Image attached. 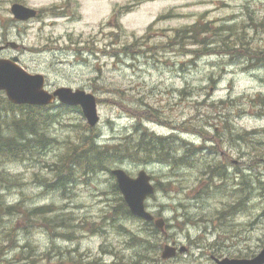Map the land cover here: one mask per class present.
I'll use <instances>...</instances> for the list:
<instances>
[{"label": "rangeland", "instance_id": "1", "mask_svg": "<svg viewBox=\"0 0 264 264\" xmlns=\"http://www.w3.org/2000/svg\"><path fill=\"white\" fill-rule=\"evenodd\" d=\"M25 1L40 16L18 25L12 38L23 47L9 54L29 72L42 73L50 92L67 86L94 94L96 143H123L137 123L156 135L174 133L196 152L191 164L176 169L130 159L115 163L112 168L131 176L145 169L162 184L146 204L168 226L166 236L134 218L119 219L124 227L118 228L105 214L117 198L110 172L85 175L65 194L49 189V166L64 144L90 132L79 107L53 103L46 129L55 144L24 159L0 154V179L14 182L0 181V198L20 203L21 210L47 205L53 210L48 217L62 212L66 222L85 221V227L67 240L29 223L21 226L19 212L0 213V264H128L126 258L160 256L172 242L188 246L189 256L256 254L264 245V62L241 51L264 48V0ZM195 22L222 28L211 35L212 54L195 44L182 49L162 43ZM0 98L8 107L4 91ZM3 114L12 119L8 108ZM6 128L0 124V132ZM209 167L227 175L205 173ZM203 190L207 194L196 199Z\"/></svg>", "mask_w": 264, "mask_h": 264}, {"label": "trees", "instance_id": "2", "mask_svg": "<svg viewBox=\"0 0 264 264\" xmlns=\"http://www.w3.org/2000/svg\"><path fill=\"white\" fill-rule=\"evenodd\" d=\"M209 23L210 22H195L191 26L177 30L169 41L162 43L166 45H169L170 43H177L182 49H187L184 45L185 43L191 45L195 44L203 47L204 50L202 48L199 50L203 54H212L214 49L208 48V45L213 43L211 41V35L213 34L212 36H216V34L220 33L222 28H218V30L214 31L209 26ZM218 42L220 43L219 45L223 50L227 52L230 51L223 48L227 43L225 40H219ZM246 49V47H243L241 53L248 57L249 60L256 61L258 64L264 62V48L261 47L257 50H253L254 52L252 50L249 52ZM116 50L117 49H115L114 54L117 53ZM0 106V124L8 125V128L0 132V154L8 156L10 159H24L25 155L27 156L28 153L32 152L36 148L45 147L46 149L50 142L53 145L55 144L56 140L49 136L46 129V123L52 118V114H50L49 109L54 108V105L16 106L15 108H17L19 111L15 113L13 112L12 104L8 102V107H6L3 105V101L0 98ZM7 108L8 110H11L12 119L3 114L6 112ZM65 108L74 109L75 107L65 106ZM44 123L45 128L43 125ZM85 127L90 132H87V134H82L78 138L77 142H66L64 144L65 150L61 155H59L60 158L57 163L55 165L49 166L53 171L54 178V182L50 185L49 189L59 190L62 194H65L67 191H69V188L72 186V184L78 179L84 178L85 175L96 174L97 172L101 171L111 172V169L115 163H119L123 159H130L133 162L138 161L141 163H165L168 164L171 169H176L182 165L191 164V155L193 152H196L195 149H192L190 144L181 140V138H179L174 133H171L168 136L156 135L153 132H147L145 127L137 123L134 126L132 131L133 133H130L128 137L125 138L123 143H114L112 145H101L96 143L94 141V137L96 135L93 129L94 127L86 125ZM194 127L199 131H202L200 130L199 125L196 124ZM10 128H13V131H9ZM238 137L242 138V136ZM175 146L182 148L183 150L182 154L179 156H177L179 149L177 150ZM200 148H205L204 144H201ZM205 171V173L210 172L212 176L217 174L222 178L227 175V172L222 173L220 167L217 169L209 167L205 169ZM0 181L7 183V185H13L11 183H14L13 181L9 183L8 181L2 179H0ZM206 181L211 182L212 179ZM201 183L202 181H199L198 184ZM161 185L162 184H160L159 181H156V191L161 189ZM206 187H208V185ZM112 191L117 196V198L113 203L108 205L105 214L107 215L109 221L112 222L111 224L113 226H115L117 221L118 228H122L124 226L119 222V219L137 218L130 213L129 208L127 207L115 183L112 184ZM204 194H207V191L203 190L198 192L195 195V198L203 199L202 195ZM19 204L20 203L15 205H7L0 198V213L12 214L19 212L22 218H20L18 223L21 224V226L27 225V223H29V226L34 225L38 228L47 229L54 237L67 240L76 238L77 236H74V233L85 227V221L66 222L62 218V212H59L58 214L56 211V214L52 216V218L48 217L47 214L51 213L53 210H51V208L47 205L21 210ZM15 210L17 211L15 212ZM137 220L142 222L146 228L154 234L160 233L159 229L156 228L152 222H146L141 219ZM181 223L183 224L184 222ZM166 227L168 228L167 225ZM58 230H66V232L59 233L57 232ZM142 241L149 243L147 240ZM131 242L135 246H141L137 245L140 243L136 240L132 239ZM131 242H129V244ZM26 247H29V245ZM59 258L60 262H62V256H59Z\"/></svg>", "mask_w": 264, "mask_h": 264}, {"label": "water", "instance_id": "3", "mask_svg": "<svg viewBox=\"0 0 264 264\" xmlns=\"http://www.w3.org/2000/svg\"><path fill=\"white\" fill-rule=\"evenodd\" d=\"M11 12L17 19L26 20L35 17L37 10L20 3L11 7ZM17 57H14L16 60ZM0 90L14 104L48 105L55 100L69 106L79 105L89 126H95L99 121L96 98L92 93L67 86L56 88L49 92L45 88V77L41 73H30L15 62L0 59ZM117 186L129 207L131 213L143 220L153 221L155 226L165 233V221L162 217L155 218L145 207V200L155 192L151 176L145 169H140L136 177H131L124 169L114 168ZM183 248H180L182 251ZM176 253L175 246L165 244L161 257H172ZM217 264H264V246L251 258H229L217 260Z\"/></svg>", "mask_w": 264, "mask_h": 264}, {"label": "flooded vegetation", "instance_id": "4", "mask_svg": "<svg viewBox=\"0 0 264 264\" xmlns=\"http://www.w3.org/2000/svg\"><path fill=\"white\" fill-rule=\"evenodd\" d=\"M14 3H22L29 6L25 0H0V59H5L7 61H12L13 58L17 56L9 54V51L14 48L18 50L20 47H23L15 41V38H12V35L15 37L18 35V25L30 23L34 19L31 18L26 21L16 19L11 13V6ZM38 16H40L39 9H37V16L35 18ZM17 62L20 63V60H17ZM10 103L12 104V108L17 106V104ZM173 244L177 249L182 246L175 242H173ZM182 248V252H177L176 255L172 257L163 258L160 256H145L126 258V261L129 262L128 264H216L217 259L222 257L214 255V253L207 255V253L203 251L198 256H189L187 255L189 253V247L182 246Z\"/></svg>", "mask_w": 264, "mask_h": 264}, {"label": "bare ground", "instance_id": "5", "mask_svg": "<svg viewBox=\"0 0 264 264\" xmlns=\"http://www.w3.org/2000/svg\"><path fill=\"white\" fill-rule=\"evenodd\" d=\"M154 188H155V192H156V186ZM172 244H173V242H172Z\"/></svg>", "mask_w": 264, "mask_h": 264}]
</instances>
